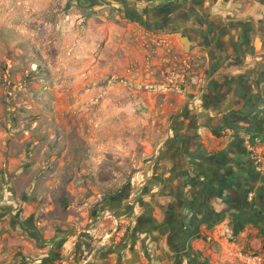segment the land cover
Here are the masks:
<instances>
[{
    "label": "crops",
    "instance_id": "crops-1",
    "mask_svg": "<svg viewBox=\"0 0 264 264\" xmlns=\"http://www.w3.org/2000/svg\"><path fill=\"white\" fill-rule=\"evenodd\" d=\"M74 1L112 8L134 34L168 37L198 66L186 87L169 89L172 125L146 173L107 197L124 236L104 247L80 239L98 219L85 204H40L47 194L11 180L0 188V264H206L228 246L262 251L264 175L239 133L264 132V0ZM225 127L238 134L222 137Z\"/></svg>",
    "mask_w": 264,
    "mask_h": 264
},
{
    "label": "rangeland",
    "instance_id": "rangeland-1",
    "mask_svg": "<svg viewBox=\"0 0 264 264\" xmlns=\"http://www.w3.org/2000/svg\"><path fill=\"white\" fill-rule=\"evenodd\" d=\"M133 34L112 8L0 0L1 189L14 180L47 194L40 204H85L94 219L146 173L174 113ZM238 253L212 251L206 264H241Z\"/></svg>",
    "mask_w": 264,
    "mask_h": 264
},
{
    "label": "built area",
    "instance_id": "built-area-1",
    "mask_svg": "<svg viewBox=\"0 0 264 264\" xmlns=\"http://www.w3.org/2000/svg\"><path fill=\"white\" fill-rule=\"evenodd\" d=\"M135 42L141 49L140 68L146 73L155 74L163 87L182 90L195 75L198 59L187 53L173 50L168 37L146 30L135 33ZM238 134L232 127H225L224 138ZM239 136L252 162L254 170L264 175V132H241ZM124 231L119 229L112 212L108 208L100 211V216L78 232L80 239H89L98 246H106L112 239L122 238ZM241 264H264V249L255 254L238 253Z\"/></svg>",
    "mask_w": 264,
    "mask_h": 264
},
{
    "label": "water",
    "instance_id": "water-1",
    "mask_svg": "<svg viewBox=\"0 0 264 264\" xmlns=\"http://www.w3.org/2000/svg\"><path fill=\"white\" fill-rule=\"evenodd\" d=\"M183 45H184L185 48H186V46H188L186 41H183Z\"/></svg>",
    "mask_w": 264,
    "mask_h": 264
},
{
    "label": "trees",
    "instance_id": "trees-1",
    "mask_svg": "<svg viewBox=\"0 0 264 264\" xmlns=\"http://www.w3.org/2000/svg\"><path fill=\"white\" fill-rule=\"evenodd\" d=\"M253 254H255V253H253Z\"/></svg>",
    "mask_w": 264,
    "mask_h": 264
}]
</instances>
